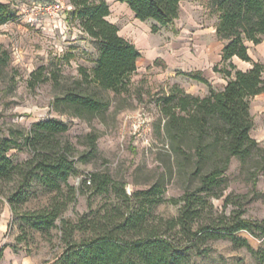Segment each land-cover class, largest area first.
<instances>
[{"label": "rangeland", "instance_id": "374dc122", "mask_svg": "<svg viewBox=\"0 0 264 264\" xmlns=\"http://www.w3.org/2000/svg\"><path fill=\"white\" fill-rule=\"evenodd\" d=\"M0 1H11L16 10L14 18L0 24V128L4 136H9L10 130L17 131L15 138L19 144L9 154L14 161L29 157L24 138L31 125L40 119L55 117L69 125L57 140L60 148L69 149L76 167L67 183H60L59 190L33 180L24 189L26 199L17 202L13 210L6 199L0 203L3 224L0 264H56L67 241L89 239L95 235V225L97 230L106 224L113 226L114 220L137 210L144 215V230L140 235L155 231L169 236L182 248L186 247L187 264H264L253 252L264 248V237L246 229L236 231L234 236L245 238L248 243L245 245L220 230L225 221L238 214L256 222L264 221V170L253 185L247 174L240 171L235 157L224 173L227 185L222 194H197L194 199L196 214L191 231L204 229L192 235L180 226L172 229L167 226V219L179 215L189 182L177 174L168 141L163 131L158 130L163 123L158 98L174 83L200 96L208 94L210 88L217 91L225 85L227 78L214 69L222 66L219 60L223 40L215 33L218 17L210 0H181L174 23L160 26L155 32L148 29L152 20L136 24L129 10L112 5L110 19H117L119 27L130 32L136 27L145 30L150 34L144 37V45L151 43L164 53L175 54L176 60L179 59L177 48L180 52L182 49L184 61L179 65L170 62L169 70L160 57L153 65L139 66L127 77V90L119 94L111 90L101 92L109 99V108L104 119L90 120L55 110L51 105L56 94L80 77V67L92 69L98 53V43L70 15L73 9L70 1L62 0L63 23L34 15L35 4L51 0ZM248 44L252 59L264 63V38L258 44L250 41ZM4 51L8 55L6 62L2 61ZM200 65L201 72L208 76V83L185 74L195 72ZM54 74L58 76L57 81L50 78ZM250 112L253 116L250 134L264 142V91L251 98ZM140 117H145L149 125L143 137L136 130ZM89 133L97 136L95 151L90 148ZM86 173L98 176L88 184L83 182ZM105 179L108 182L104 184ZM157 181L163 182V193L162 200L154 206L132 196L134 191L146 189ZM0 183L5 193L15 185V181ZM60 203L65 204L52 226L39 228L32 223V213L38 209L51 210ZM74 224L77 227L69 237ZM136 236L139 235H132Z\"/></svg>", "mask_w": 264, "mask_h": 264}, {"label": "trees", "instance_id": "16d2710c", "mask_svg": "<svg viewBox=\"0 0 264 264\" xmlns=\"http://www.w3.org/2000/svg\"><path fill=\"white\" fill-rule=\"evenodd\" d=\"M69 1L73 6L70 15L78 20L82 31L98 43V53L92 69L80 67V77L56 94L51 105L53 109L72 116L104 119L110 101L101 92L111 90L119 94L127 90V77L136 70L140 52L133 42L119 34L118 25L107 18L110 6L106 0ZM119 1L126 2L136 18L151 19V30L155 32L160 26L174 23L181 0ZM210 4L218 17L215 33L223 40L222 66L214 69L227 78L226 84L217 91L210 88L208 94L200 96L174 83L158 98L163 120L158 130L163 131L168 141L177 174L185 176L189 182L180 213L176 218L167 219V226L168 229L180 226L192 235L204 229L191 231L196 214L195 197L197 194H222L227 185L224 173L231 158L239 160L240 171L247 174L253 185L264 170V142L250 134L253 126L250 98L264 91V63L251 58L245 43L258 44L264 38V0H210ZM15 14L11 1H0V24L14 18ZM4 53L2 61L6 62L8 55ZM233 56L250 61L251 67L237 68L231 61ZM185 74L208 83L200 71ZM50 78L58 80L55 74ZM68 128L66 121L55 117L33 122L24 138L30 156L22 161H14L9 154L12 148L19 146L15 138L17 131L10 130L9 136H4L0 128V182L15 181L8 193L0 187V203L6 199L13 210L17 202L26 199L24 189L33 180L58 190L61 182L67 183L76 167L69 149L60 148L57 136ZM96 138V134H88L90 148L94 151ZM81 159H84L83 155ZM97 176V173H86L83 182L89 184ZM107 182V179L103 180L104 184ZM70 187L74 189V186ZM162 193L163 182L157 181L146 189L134 191L132 196L154 206L162 200ZM64 204L54 205L51 210L38 209L31 215L32 223L39 228L52 226ZM143 217L138 210L129 211L120 220H114L113 226L106 224L97 230L95 225V235L89 239L67 241L56 264H187L186 247L182 248L169 236L155 231L140 235L144 230ZM76 227V224L71 226L69 237ZM241 229L264 237V221L256 222L239 214L225 221L220 228L222 234L231 235L248 245L245 238L234 236ZM136 234L139 236L132 237ZM253 252L264 262V248Z\"/></svg>", "mask_w": 264, "mask_h": 264}, {"label": "crops", "instance_id": "0c3cea01", "mask_svg": "<svg viewBox=\"0 0 264 264\" xmlns=\"http://www.w3.org/2000/svg\"><path fill=\"white\" fill-rule=\"evenodd\" d=\"M107 1V0H106ZM109 6H110V9L112 8V5L114 7H122V8H126L127 10H129V12H131L133 15H134V12L129 8V6L127 5L126 2H121L119 0H110V1H107ZM110 15L111 13H109L108 15V19L111 21V22H114L116 23L117 22V19H110ZM135 17V15H134ZM136 21L135 23L137 24H141L143 23L144 21H147V20H140L138 18H136ZM151 20V19H150ZM117 24V23H116ZM119 27V26H118ZM149 31L152 32V30L150 28H148ZM119 34L124 36L125 38L129 39L131 42H133L135 44V46L139 49V52H140V56L137 58V61H136V65H137V68L139 66H144V67H147L148 65L150 64H154V61L156 60V58L160 57L162 58L166 64H167V68L169 66H171V63L170 62H174V64H182V62L184 61V51H182L181 49V52H180V49H178V52H177V55H178V58L179 59H175L174 55H170L167 51L164 53V51L159 47V48H156L153 44H149L148 46L144 45V37H148L150 33H146L145 30H141L139 27H136L132 32H130L129 29H126L124 27H119ZM249 41H246V45L248 46V52H249V44H248ZM251 42V41H250ZM253 43V42H251ZM254 44V43H253ZM161 46V45H160ZM222 49V48H221ZM182 53V54H180ZM221 53V51H220ZM250 55V53H249ZM180 56H181V59H180ZM251 56V55H250ZM252 58V57H251ZM181 60V61H180ZM220 60H221V54H220ZM219 60V61H220ZM231 61L236 65L237 68L239 69H242V70H245L249 67H251V62L250 61H245V60H242L240 59L239 57L237 56H233ZM256 61V60H255ZM200 62V61H197V63ZM196 63V64H197ZM202 65V63H200ZM197 66V70L196 71H200L201 75L203 77H205L206 79H208V76H205L203 72H201V70H203V67L202 66ZM170 68H168L169 70ZM191 72V71H189ZM164 74V73H163ZM162 76V75H161ZM225 84H226V80H224ZM263 92V91H262ZM262 92H260L259 94H261ZM258 94L254 95V96H257ZM252 96V97H254ZM251 97V98H252ZM250 98V100H251ZM258 140V139H257ZM260 141V140H258ZM2 222L0 223V232H1V228H2Z\"/></svg>", "mask_w": 264, "mask_h": 264}, {"label": "built area", "instance_id": "2783aa9c", "mask_svg": "<svg viewBox=\"0 0 264 264\" xmlns=\"http://www.w3.org/2000/svg\"><path fill=\"white\" fill-rule=\"evenodd\" d=\"M33 11L35 13L34 15L40 14L42 16H47L54 21L60 20L61 23L64 22L63 19L65 17V7L63 6L62 0H51L42 3H37L33 6ZM146 120L147 119L145 117H140L136 127L138 134L142 137L145 136V131L149 130V125ZM141 130L144 131L143 134ZM87 181L90 182L89 180Z\"/></svg>", "mask_w": 264, "mask_h": 264}]
</instances>
